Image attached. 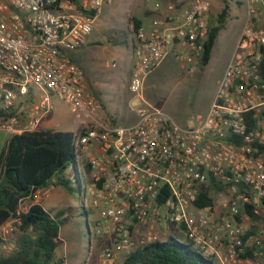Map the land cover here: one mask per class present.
<instances>
[{
    "label": "built area",
    "instance_id": "built-area-1",
    "mask_svg": "<svg viewBox=\"0 0 264 264\" xmlns=\"http://www.w3.org/2000/svg\"><path fill=\"white\" fill-rule=\"evenodd\" d=\"M111 2L0 0V111L18 108V114L24 110L18 104L29 97L34 103L21 125L15 115L0 126L19 134L40 129L51 98L80 121L75 173L81 181L80 165V206L87 228L89 217L94 228L89 243L102 240L97 264L164 242L167 232L184 234L214 264H264V152L258 151L264 144V0H246L234 51L208 110L192 126L142 94L146 78L169 56L187 74L195 71L208 40L210 2L155 3L162 15L148 27L128 22L135 38L128 89L142 102L127 126L98 117L102 103L72 58ZM203 193L210 201L199 204ZM15 222L0 228V251L15 248L5 239Z\"/></svg>",
    "mask_w": 264,
    "mask_h": 264
},
{
    "label": "rangeland",
    "instance_id": "rangeland-1",
    "mask_svg": "<svg viewBox=\"0 0 264 264\" xmlns=\"http://www.w3.org/2000/svg\"><path fill=\"white\" fill-rule=\"evenodd\" d=\"M173 0H112L111 3L105 4L101 9L103 13L96 21V33H105L109 36V40H121L124 46L126 39L125 31V14L136 11H148L151 16H156L159 10L154 8L155 3L163 6ZM176 2L178 0H175ZM213 2L215 8H220L222 0H208ZM175 2V3H176ZM237 2L239 4H237ZM230 17L227 19L223 30L219 33L215 46L212 50L211 60L209 64L202 67L200 64L196 66L195 71L190 75L181 68L180 62L174 61L169 56L159 67H157L145 80L143 89V98L146 102L154 107H158L177 120L182 125H192L198 116L204 115L207 110L222 72L225 68L226 61L233 49L238 31L246 13L245 0H231ZM218 13L209 11L208 26L215 24ZM103 37V38H102ZM101 38L105 37L101 35ZM111 42V41H109ZM105 43V40H101ZM108 44V43H106ZM112 64L114 67H112ZM109 67L111 72H116L117 61L110 60ZM103 83V80L96 79ZM118 114L116 124L118 126H127L132 123V117L135 116V110L141 106V100L132 94L129 89H123L120 96L117 97ZM52 111L45 118L54 124L53 128L64 130L73 125L77 120L69 111L68 107L51 98ZM18 107L26 110L28 114L34 104H18ZM80 179L73 172V167L69 166L64 171L63 176L69 179V189L58 185L50 191L49 196L41 200V207L49 214H53L55 208L64 211L66 222L60 227L58 247L55 250V256L62 258L64 264H97L98 255L102 248V240L93 238L92 244L88 241V231L93 233L94 228L89 217L87 230L85 216L82 213L79 199V187L82 183V172L79 165ZM76 176V177H75ZM79 182V183H78ZM52 184L49 185V188ZM84 185V184H83ZM61 193V196H54ZM168 233V232H167ZM165 235H170V234ZM164 233L161 232V236ZM19 231L15 223L9 224L8 234L5 236L7 242L13 243ZM163 238L166 236H162ZM176 239L183 244L189 245V240L184 234L176 233ZM123 259L118 256L112 264H121Z\"/></svg>",
    "mask_w": 264,
    "mask_h": 264
},
{
    "label": "trees",
    "instance_id": "trees-1",
    "mask_svg": "<svg viewBox=\"0 0 264 264\" xmlns=\"http://www.w3.org/2000/svg\"><path fill=\"white\" fill-rule=\"evenodd\" d=\"M76 1V0H74ZM229 0H222L223 6L217 14L215 24L208 27V40L204 45L200 60L202 67L207 66L211 51L219 32L229 17ZM79 10L83 11L81 7ZM128 22L137 28L141 21L130 17ZM260 74L264 81V49ZM34 104L30 97L27 104ZM18 108L9 112L0 111V120L4 122L12 116L18 117V124L25 121L26 110L17 114ZM250 117V114H249ZM250 127L255 121L249 119ZM76 132L56 131L51 128H40L13 134L0 160V228L11 220H16L19 235L11 251H0V264H64L62 258L55 256L58 247L59 231L66 222L63 212L54 215L47 213L40 204H31L27 211L19 210L25 199H31L38 190L50 184L69 187V179L63 176L69 166L75 168L76 152L74 138ZM264 152V144L258 146ZM203 193L199 204L209 202ZM253 219L259 217L248 213ZM1 242V239H0ZM121 264H214L212 260L202 257L192 247L183 244L171 234L164 242H154L130 253Z\"/></svg>",
    "mask_w": 264,
    "mask_h": 264
},
{
    "label": "crops",
    "instance_id": "crops-1",
    "mask_svg": "<svg viewBox=\"0 0 264 264\" xmlns=\"http://www.w3.org/2000/svg\"><path fill=\"white\" fill-rule=\"evenodd\" d=\"M176 1L173 0L170 3H175ZM188 0H178L176 3H187ZM230 2L231 0L228 1L229 7H230ZM169 4V3H168ZM237 4H239L237 2ZM167 5V4H166ZM223 6V3L221 4ZM222 6L220 8H215L213 2L210 3V8L212 11H216V13H219ZM245 8H246V0H245ZM103 13V9H101L100 13L96 16L92 31L91 33L87 36V39L84 44L80 45L75 52L72 53V58L73 60L81 67V69L84 72V81L86 88L89 93L93 94L96 96L102 103L103 110L101 113H99L98 117L103 118V117H112L114 121L118 122L116 115L118 116L120 109H118V103H117V98H114V95L117 97L120 96V92L123 89H128L129 81H130V72H131V66H132V51L135 47V38L132 36L128 31H127V24H128V19L130 17H136L141 21V25L148 27L150 25V22L152 19L156 17H160L162 15V12L160 11L157 13L156 16H151V14L148 11H136V12H130L126 13L124 17L125 21V31H126V39L124 41V46L121 45L122 42L121 40H109V36H107L105 33H96V21L99 18V16ZM230 17V13H229ZM228 17V19H229ZM247 19V8H246V13L244 14V19L243 22L240 26V29L238 31L237 38L235 40L233 49L226 61L225 67L234 51V48L236 46V43L238 41L241 29L243 25L245 24ZM226 24V23H225ZM225 26V25H224ZM223 30V29H222ZM221 30V31H222ZM220 31V32H221ZM219 32V33H220ZM101 35H103L105 38L102 39ZM219 35V34H218ZM218 37V36H217ZM101 40H105V43H101ZM217 40V38H216ZM111 41V42H109ZM216 42V41H215ZM108 43V44H106ZM215 46V44H214ZM213 46V48H214ZM213 50V49H212ZM212 54V51H211ZM117 61V71L116 72H111L110 67H109V61L113 60ZM211 60V57H210ZM209 60V62H210ZM209 64V63H208ZM207 64V65H208ZM112 67L114 65L112 64ZM225 69V68H224ZM224 72V70H223ZM222 72V74H223ZM222 76V75H221ZM96 79H102L103 83H100L96 81ZM213 99V98H212ZM212 102V100H211ZM210 102V104H211ZM209 104V106H210ZM208 106V108H209ZM207 108V110H208ZM206 110V111H207ZM205 111V113H206ZM204 113V114H205ZM200 117V116H198ZM174 119V118H173ZM77 120V119H76ZM175 120V119H174ZM197 120V119H196ZM195 120V121H196ZM136 121V113L135 116L132 117V121L130 123H134ZM178 122L177 120H175ZM179 123V122H178ZM180 124V123H179ZM195 122L192 124L194 125ZM182 125V124H180ZM189 125V126H192ZM54 124L45 121V119L42 120L40 128H53ZM187 126V125H183ZM80 127V121H76L73 125L69 126V128L60 130L59 128H56L54 130L56 131H69V132H76ZM16 134L15 132L10 131L7 129L5 126H0V160L3 157V154L6 150L7 143L10 139V137ZM19 134V133H17ZM2 168L0 164V176H1ZM73 172L76 175L75 168H73ZM76 177V176H75ZM56 186L54 184L51 185V187H45L42 189H38L30 199H25L21 205H20V210L23 212L28 209V207L31 204L37 203L40 204L41 200L44 199L46 196H49L50 191L53 190ZM54 196L57 197H62L61 193H57ZM63 212L64 211L60 208H55V211L53 214L54 215L57 212ZM11 221H9L10 223Z\"/></svg>",
    "mask_w": 264,
    "mask_h": 264
},
{
    "label": "water",
    "instance_id": "water-1",
    "mask_svg": "<svg viewBox=\"0 0 264 264\" xmlns=\"http://www.w3.org/2000/svg\"><path fill=\"white\" fill-rule=\"evenodd\" d=\"M86 227H87V224H86ZM87 230H88V228H87ZM88 236H89V231H88ZM89 242V241H88Z\"/></svg>",
    "mask_w": 264,
    "mask_h": 264
}]
</instances>
